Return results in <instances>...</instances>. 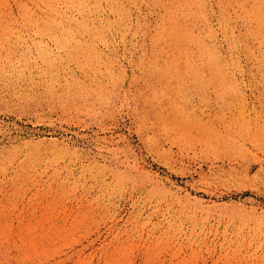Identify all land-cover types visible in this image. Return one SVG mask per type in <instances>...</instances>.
<instances>
[{"label":"rangeland","instance_id":"obj_1","mask_svg":"<svg viewBox=\"0 0 264 264\" xmlns=\"http://www.w3.org/2000/svg\"><path fill=\"white\" fill-rule=\"evenodd\" d=\"M0 264H264V0H0Z\"/></svg>","mask_w":264,"mask_h":264}]
</instances>
